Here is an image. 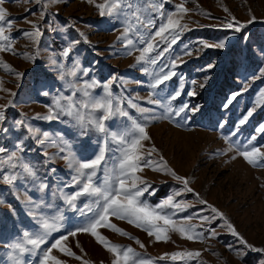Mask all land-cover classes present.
Listing matches in <instances>:
<instances>
[{
	"label": "rangeland",
	"instance_id": "obj_1",
	"mask_svg": "<svg viewBox=\"0 0 264 264\" xmlns=\"http://www.w3.org/2000/svg\"><path fill=\"white\" fill-rule=\"evenodd\" d=\"M97 2L103 0H92L91 3L88 0H58L57 3L48 4L46 9L43 6L47 0H41L40 4L36 0H3L0 5L7 10L8 18L13 20L11 36L14 38L16 53L0 52V82L3 88L15 93L12 96L9 92L0 91V105L12 100V105L5 111V120L0 122V147L12 151L18 143L21 144L23 151L20 155L35 167L38 182L48 185L45 192H40L37 185L25 180L17 181L14 186L0 183V264H12L7 245L24 230L35 229L27 198L38 201L43 197L53 205L49 211L60 209L68 228L86 218L64 202L63 196L76 190L71 185L73 173L57 155L59 148L49 144L60 145L62 135L63 141L78 158L91 159L98 151L101 135L91 127L82 130L64 115L52 121L36 118L37 114H48V106L58 93L71 94L66 80L59 79V73L62 69H70L74 62L86 70V74L85 71L78 73V81L94 78L103 82L113 76L118 77L112 85L113 93L125 98L139 97L134 102L141 107L153 109L157 116L165 113L164 105L169 103L177 110L184 103L190 109L198 107L197 111L185 110L179 116L172 115L170 119L149 121L147 131L151 140L144 143L146 147L154 144L169 166L179 175L189 178L190 187L208 204L223 212L248 243L264 247V165L249 164L236 150L243 151L246 147L255 146L264 151V133L257 132L259 126L264 124V104L257 103L260 90L264 89V78L252 80L253 75L260 77L259 69L264 67V0H186L185 7L192 11L183 22L188 23L191 30L183 33L161 64L143 66L136 62L138 52L127 55L123 43L118 40L123 30V18L101 17L95 7ZM161 2L164 10L169 11L182 0ZM225 8L228 12L224 11ZM25 9L31 11L26 12ZM42 10L46 11V15L41 20ZM206 13H210L211 18ZM153 15L159 21L158 13ZM232 16L242 22L252 16H255V20L240 32L217 27ZM25 17L27 21L40 25L43 34L38 44L22 35L21 30H31L32 27L25 21ZM225 37L228 40L223 49L204 48L198 43L201 40L210 44L218 43ZM69 46L72 48L70 55L62 56L63 50ZM185 46L191 49V56L183 55ZM24 53L35 57V62L26 58ZM178 55L185 62H178V67L174 69L177 75L155 90L151 98L160 100L161 104L151 103L149 95L153 90L149 85L153 82V75ZM52 58L58 60V66L51 64ZM2 63L11 65L15 72L4 70ZM209 64L214 67L208 68ZM144 67L148 68L147 73L143 71ZM16 72L22 75L17 76ZM192 81L196 82L195 86ZM201 84H204L203 88ZM181 85V97L170 101L169 95ZM193 90L196 95H187L188 91ZM101 91L98 88L95 94L99 95ZM44 92L49 95H43ZM234 93L239 95L225 108L224 105ZM253 107L256 108L253 115L244 125H240V119ZM128 110L134 118L142 120L136 109ZM18 119L48 132L50 141L44 146L37 144L24 128L16 127ZM108 123L109 127L116 129L126 121L117 119ZM84 131L86 134H82ZM230 143L233 145L231 151L228 150ZM45 151L52 159L43 154ZM111 158L112 153L109 152V167ZM153 158L157 159V154L154 153ZM104 166L101 165L98 178L102 177ZM53 168L54 173L51 171ZM140 175L153 182L155 195L145 196L153 205L182 188L170 175L150 169H145ZM178 199L193 207L178 213L177 219L191 216V222L199 225L202 223L199 215H212L191 193H184ZM87 203V198L80 197L76 202L77 209ZM112 222L138 237L145 248H140L126 236L102 229L105 236L114 243L131 245L137 252L149 257L159 258L164 253L178 250H200L201 256L189 264H258V261L264 260V254L254 251H249L248 255L240 259L238 251L229 249L231 245L232 249L240 250L241 245L237 237L224 226L223 220H212L204 224L203 240L189 241L177 233H170L171 240L167 243L156 242L146 232L126 221L112 218ZM209 227L218 235L210 238L207 231ZM57 235L53 234V237ZM77 241L80 247H77ZM68 246L92 264H111V254L90 235L70 237ZM53 254L67 264H82L81 260L63 255L58 250H53ZM23 259L29 264H38L39 255H26ZM159 264L171 262L159 261Z\"/></svg>",
	"mask_w": 264,
	"mask_h": 264
},
{
	"label": "snow or ice",
	"instance_id": "obj_2",
	"mask_svg": "<svg viewBox=\"0 0 264 264\" xmlns=\"http://www.w3.org/2000/svg\"><path fill=\"white\" fill-rule=\"evenodd\" d=\"M3 0H0L2 5ZM41 0H36L40 4ZM58 0H47L43 8L46 9L48 4L57 3ZM92 2V0H88ZM186 0L173 5L172 10L165 11L164 4L161 0H103V2L95 3V7L99 10L101 17L123 18V30L118 40L124 45V51L127 55H133L138 52L135 59L137 64L159 65L163 62L166 55L172 50V47L181 39L183 33L190 31L188 23L183 22L185 16L192 11L185 7ZM198 7V6H197ZM30 12L31 9H25ZM228 12V9H224ZM158 13L160 19L157 21L153 14ZM34 14V13H33ZM46 15V11L42 10L40 19ZM211 18L210 13H206ZM7 10L0 6V52L15 53L13 37L11 29L14 27L13 20L8 18ZM255 20L252 16L246 22L238 20L232 16L230 20L217 25V27L240 32L245 29L248 24ZM25 21L31 24V30H21L22 35L34 44H38L42 36L40 25L33 21ZM228 37L219 40L218 43H207L203 40L198 41L204 48L223 49L226 45ZM85 42L86 38H85ZM72 51L71 46L65 48L62 56L68 57ZM26 58H30L35 62V57H29L28 53H24ZM183 55H192L191 49L185 46ZM179 63L185 61L181 56H175L170 59L168 64H164L159 73L153 75V82L149 87L153 90L150 92L149 101L153 104H161L160 100H154L151 97L155 94V90L159 89L165 82L170 81L177 73L174 71ZM53 66H58V60L51 59ZM4 70L15 72V69L7 63H2ZM208 68L214 67L213 64L207 65ZM86 70L81 69L78 62H74L72 67L67 70H61L59 79L66 80L68 89L71 90L70 95L58 93L48 106V114L36 118L52 121L58 119L61 115L69 117L82 130L89 127L94 129L101 135L98 141V151L91 159L78 158L69 146L63 141L61 135L60 145H52L58 147L60 155L67 167L72 171L71 185L75 187V191L63 196L64 202L68 207L80 212L85 220L78 225L68 228L66 227L65 216L60 209H53V205L47 203L43 197L38 201L27 198L26 203L30 207V215L35 220V229L33 231L24 230L18 238L9 243L7 247L10 249L12 264H29L23 258L26 255H39L38 264H67L65 260L58 258L53 254V250H58L63 255L81 260L82 264H92L83 256H78L71 247L68 246L69 238H75L79 234H87L95 239L112 256L111 264H159V261H170L171 264H189L190 261L201 256L200 250H178L171 253H164L159 258L149 257L145 254L137 252L131 245H121L112 242L103 234L102 229H108L122 236L135 241L140 248L145 245L138 237L132 236L126 230L120 228L112 222V218L126 221L136 228L146 232L156 242H169L171 240L170 233H177L182 239L189 241H200L204 239V224L212 220H223L224 226L231 231V234L237 237L241 245L238 256L243 259L248 255L249 251L264 254V247H256L236 230L234 225L228 220L223 212L215 206L199 196L195 190L190 187V180L187 177L179 175L172 169L168 162L164 159L159 150L152 144L146 147V141H150L151 137L147 131V124L151 120L170 119L172 115L179 116L185 110L197 111V108H189L187 103L182 104L179 109H174L171 103L164 105L165 113L157 116L153 109L141 107L134 102L135 98H125L123 95L114 94L112 91L113 83L118 77H111L107 81H97L96 79H85L82 82L76 79L79 72ZM143 71L148 72V68L144 67ZM260 77L252 76V80L264 78V67L259 69ZM17 76L22 74L16 72ZM71 78V79H67ZM195 86V81L191 82ZM201 88L204 84L200 85ZM101 89V94H95L96 89ZM247 90V85H245ZM0 91L9 92L14 96L15 93L9 89L3 88L0 82ZM183 93V85L174 90L169 95L170 101H176ZM49 95L48 92L42 93ZM187 95H196L195 91H188ZM239 93H234L225 108L232 103ZM258 104H264V89L260 90ZM12 105V100L8 104L0 105V122L6 118L5 111ZM128 109H136L140 113V118H134L130 115ZM255 107L248 110L247 114L240 119L239 124L244 125L249 117L253 115ZM121 119L126 121L122 127L113 129L109 127V121ZM17 128H24L36 143L44 146L50 141V134L40 129L34 128L27 124L23 119L15 122ZM258 133H264V124L257 129ZM82 134H86L84 131ZM227 139V138H225ZM254 140L255 137H252ZM112 147H109V146ZM233 150V145L229 144V149ZM237 150V154L242 156L249 164L253 166L264 165V151L259 147L250 146L245 150ZM23 151L21 144L15 146V150L7 151L0 147V183L8 186H14L17 181L25 180L37 185L38 191L45 192L48 188L47 183L38 182L37 171L35 167L20 155ZM112 153L111 166L108 165V153ZM157 154L158 158L154 159L153 154ZM45 156L52 159V156L45 151ZM235 159V157H233ZM103 167V175L98 178L97 173ZM145 169L159 172L163 175H170L172 179L177 181L182 188L175 191L155 205L150 204L145 196L155 195L153 182L147 180L140 175ZM54 173L55 169H51ZM184 193L193 194L200 204L205 205L211 216L199 215V225L191 222V216H185L177 219V214L184 212L193 205L178 199ZM55 195V193H53ZM80 197L88 199L89 203L83 208L77 209L76 202ZM201 212L203 209L200 210ZM210 238L215 237L218 233L209 227L207 229ZM53 234H58L53 237ZM53 237L50 241L49 238ZM50 246H47L49 245ZM77 247H80L77 241ZM83 251V249H81ZM103 264V262H101ZM258 264H264V260L258 261Z\"/></svg>",
	"mask_w": 264,
	"mask_h": 264
}]
</instances>
